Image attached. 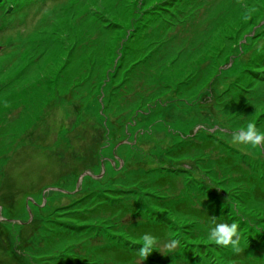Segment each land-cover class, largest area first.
<instances>
[{"label":"rangeland","instance_id":"obj_1","mask_svg":"<svg viewBox=\"0 0 264 264\" xmlns=\"http://www.w3.org/2000/svg\"><path fill=\"white\" fill-rule=\"evenodd\" d=\"M249 122L264 130V0H0V264H264V142L232 140ZM100 200L132 210L70 220ZM151 216L168 228L141 257ZM212 218L243 256L206 239Z\"/></svg>","mask_w":264,"mask_h":264},{"label":"trees","instance_id":"obj_2","mask_svg":"<svg viewBox=\"0 0 264 264\" xmlns=\"http://www.w3.org/2000/svg\"><path fill=\"white\" fill-rule=\"evenodd\" d=\"M199 145V144H198ZM191 148V144L188 146ZM186 145L185 146H182L180 148H176V151L173 152L174 153V157L176 159L178 158H181L185 155H187L188 153V148ZM187 149V150H186ZM144 178V175L141 174H137L133 179H138L137 181L135 182H131L130 184H134V183H138L141 179ZM176 180V178L174 176H170V175H165V176H160L158 177L156 180L152 181V185L153 186H162V187H165L169 184V182L172 183ZM125 188H120L119 190H117L118 192H124V193H114L112 191H116L115 189L113 188H110L111 189V192L109 194H105L106 197H109L113 200H117V199H123L124 196L126 195L125 191L128 190V186L127 185H124ZM171 187V186H170ZM172 188V187H171ZM175 188V187H174ZM68 191V190H67ZM181 199H179L180 201ZM189 203L186 201V200H181L180 203L178 202V204L175 205V208H178L181 210V211H185V212H188L189 213H196V212H201L205 209H196V208H193L194 206L190 204L188 205ZM187 206H190L189 209L187 208ZM186 207V208H185ZM102 208L103 211L105 212H109L110 214L112 215H122L123 213H127V212H130L132 209L130 207H128L127 204H124L123 202H119V201H116L114 203H108L106 202V200H100L99 202H97V204L92 207V208H84V210H81L80 208H75L73 210H71L69 213H71L72 217L70 218V220H76V221H88L90 218H92V216L94 214H96L98 212V210ZM188 210V211H187ZM82 211H89V213H94L92 214L91 216H88V214H85L83 213ZM188 214V213H187ZM151 220H146V221H139V222H136L135 225H134V228L132 229V233L133 235L136 237V238H141L143 237V235L145 233H151L153 234L155 237L159 238V237H163L165 236V233L167 232V224L163 221H153L154 218L151 216L150 217ZM219 220L218 219H214L212 218L211 222V226H214L216 223H221V222H226L225 220L221 221V222H218ZM112 246V245H111ZM113 249L116 251L115 252V256L121 260H124L125 262H130L131 259H133V257L135 256V249H129L127 248L126 246H123V247H119V246H112ZM102 249H108V246L107 245H104ZM104 252H106L107 250H102ZM238 257L240 256H243L242 253L240 251H238ZM237 257V258H238ZM82 257H74L71 259L70 262H68V264H91V262H89L87 259H81ZM236 258V257H235Z\"/></svg>","mask_w":264,"mask_h":264},{"label":"clouds","instance_id":"obj_3","mask_svg":"<svg viewBox=\"0 0 264 264\" xmlns=\"http://www.w3.org/2000/svg\"><path fill=\"white\" fill-rule=\"evenodd\" d=\"M234 143L243 144L249 148H259L264 142V130L256 127L254 122H249L243 130L235 133L232 137ZM206 239L216 245L231 247L235 251L240 250L239 225L236 222L216 223L214 226L206 227ZM143 243L139 249L141 257H147L156 247L157 238L151 233H145L142 237ZM180 241L173 239L168 244L169 250L174 249Z\"/></svg>","mask_w":264,"mask_h":264}]
</instances>
